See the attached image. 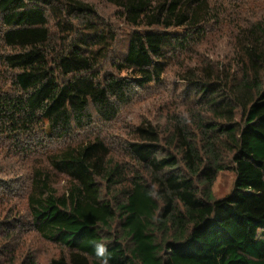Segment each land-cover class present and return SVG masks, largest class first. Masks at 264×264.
Returning <instances> with one entry per match:
<instances>
[{"label": "trees", "instance_id": "16d2710c", "mask_svg": "<svg viewBox=\"0 0 264 264\" xmlns=\"http://www.w3.org/2000/svg\"><path fill=\"white\" fill-rule=\"evenodd\" d=\"M97 1L116 9L124 40L87 1L0 0V173L29 175L31 226L62 248L49 264H100L98 243L109 264H264V0ZM223 31L219 72L199 59ZM179 57L211 116L198 132L180 124L162 138L168 119H145L122 161L108 134L72 142L118 122ZM230 169L233 189L216 199ZM11 192H0V264H43L23 250Z\"/></svg>", "mask_w": 264, "mask_h": 264}, {"label": "rangeland", "instance_id": "374dc122", "mask_svg": "<svg viewBox=\"0 0 264 264\" xmlns=\"http://www.w3.org/2000/svg\"><path fill=\"white\" fill-rule=\"evenodd\" d=\"M83 1L93 4L97 8L99 15L103 17L106 22L114 26L119 35V40H124L128 28L116 15L115 8L97 0ZM208 40L210 41L206 42L201 49L199 60L203 62L204 66L211 65L217 71L224 62L228 61L225 57L230 51L228 47L230 46L229 40L231 39L228 33L223 31L212 34ZM211 52L215 55H211ZM211 58H213L212 62L209 63L207 59L211 60ZM191 65L190 60L179 57L168 69L160 85H154L145 88V90H140L138 100L129 108L123 109L122 116L118 122L105 125V127L94 126L88 131L77 132L76 135L73 136L72 142L78 144L97 136L102 137L108 134L110 136L109 142L114 149L115 159L122 161L125 159L123 142L127 138L126 134L131 131L132 126L139 124L145 119H151L161 124H166L168 119L169 122L165 126V128H167L166 133H163L162 138H166L169 134L168 132H173L174 128L180 124H184L187 131L193 130L198 132L195 126L196 123L198 121L206 122L211 116L207 113V107L205 106L206 102L199 96L201 91L195 90V85L192 84L191 80L185 75L188 66ZM185 113H187V116H185ZM47 143L49 144L46 140V144ZM57 143L59 148L62 146L64 147V143L66 142ZM163 145H165L164 141ZM13 156H15L16 162H19L14 168L22 167V164H20V162H22V156L19 148L9 151L8 157ZM124 162L130 163L131 167L134 165V163L128 160ZM51 179L53 187L59 194L66 192L70 186L69 180L63 175L51 173ZM234 181L235 174L232 169L220 173L213 186V193L216 199L228 195L233 189ZM8 185L12 192L7 198V202L9 203L12 201L13 206H17L16 209L20 211L13 217L19 220L15 221L16 224L21 222L16 228L21 230L19 236L22 242L26 244L23 250L27 253H35V255L42 258L43 264H49L51 259L57 258L62 254V248L40 239L37 232L34 231L31 226L30 212L25 199L26 194L29 193L30 190L29 175L27 173H15L12 176H5L4 173H0V192L2 193L3 190H6V186Z\"/></svg>", "mask_w": 264, "mask_h": 264}, {"label": "clouds", "instance_id": "9594fccd", "mask_svg": "<svg viewBox=\"0 0 264 264\" xmlns=\"http://www.w3.org/2000/svg\"><path fill=\"white\" fill-rule=\"evenodd\" d=\"M187 116V113H185ZM96 258L99 259L100 264H109L110 255L107 246L104 243H98L94 246Z\"/></svg>", "mask_w": 264, "mask_h": 264}]
</instances>
